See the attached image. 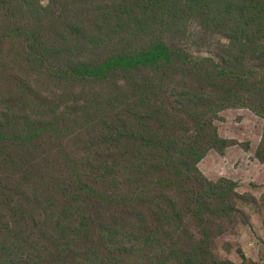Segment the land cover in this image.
Listing matches in <instances>:
<instances>
[{"label": "trees", "instance_id": "trees-1", "mask_svg": "<svg viewBox=\"0 0 264 264\" xmlns=\"http://www.w3.org/2000/svg\"><path fill=\"white\" fill-rule=\"evenodd\" d=\"M183 1L109 0L103 9L98 5L87 11L114 13H92V17L82 13L93 18L87 25L89 31L112 38L125 26L135 30L146 23L180 26L189 11H197L202 26L223 34L233 44V58L223 63L212 57L192 59L160 39L137 51L102 55L99 60L100 54L77 59L65 53L67 62L57 70L60 78L118 83V75L144 69L146 75L125 76L127 80L115 87L116 105V101L97 104L78 99L61 104L66 100L64 93L50 96L39 87L29 91L26 67L33 63L34 68H44L40 51L61 53L68 47L69 38L60 41L58 49L49 45L42 29L44 22L54 26L63 14L51 19V2L45 6L38 0H0V55L5 59L15 56L12 49L17 46L30 50L25 53L22 71L0 81V87L10 88L8 96L21 105L19 113L25 106L32 108L31 114L20 117L5 115L9 120L2 119L0 130L10 140L13 137L36 151L47 142L46 134L56 139L69 136L75 128L88 124L91 114L98 113L113 119L108 136L102 139L110 137L114 146L126 141L122 163L99 155L72 157L61 149L49 155L46 160L65 172L58 184L61 199L37 191L14 193L12 183L0 182V223L3 216L14 218L0 224V264H234L215 257L212 235L222 233L219 224L239 221V204L244 199L235 181H212L199 162L209 150L226 146L213 125L220 111L246 104L242 96L247 94L250 103L259 104L255 111L264 115V77H256L252 83L249 74L254 71L246 64L251 57L264 66V0ZM144 8L155 13H140ZM74 36L87 46L99 47L97 39L83 31ZM122 36L126 39L129 34ZM3 62L1 59L0 68ZM173 97L178 107L169 122L161 107ZM18 119L20 131L10 126ZM260 147L258 156L264 160V134ZM64 202L65 214L71 204L87 213L79 228L37 215L38 205ZM101 208L118 213L104 218L105 225H91L89 220L99 217ZM92 231L100 233V241L90 240ZM103 248L114 254L101 257L96 249ZM241 264L254 263L243 260Z\"/></svg>", "mask_w": 264, "mask_h": 264}, {"label": "rangeland", "instance_id": "rangeland-1", "mask_svg": "<svg viewBox=\"0 0 264 264\" xmlns=\"http://www.w3.org/2000/svg\"><path fill=\"white\" fill-rule=\"evenodd\" d=\"M38 1L45 6L51 2V11H49L51 19H56L59 14H63L62 17L65 19L64 22L62 18H58L55 25L50 27L46 22L43 23L42 29L46 36V42L53 45L55 49L60 47V41L64 38L67 40L69 38L70 42L61 53H57L54 49L45 53L40 51L41 48H38V51L44 56L45 66L44 68H34L35 64L31 63L26 67L29 79L28 90L34 91L39 87L42 93L50 94V96L64 93L66 100H62L61 104L78 99L83 103L87 101L97 104L116 101L117 105L119 98L114 89L120 83L122 84V81L127 80L125 76L146 75L144 69L139 70V72L123 73V75L117 76L118 83L113 80L78 81L60 78L57 70L67 62L65 53H71L77 59H91L100 54L97 58L99 60L103 58L102 55L137 51L151 40L160 39L170 48L181 49L192 59L212 57L214 60L223 63V60L233 58L231 57L234 53L231 41L223 34L202 26L197 11H189L185 15L184 23L180 26L167 28L154 23H146L138 30H135L133 26H125L120 33L122 35L128 33V38L124 39L121 34L112 38H105L98 34L99 32L88 30L87 25L93 21V18H86L82 13L90 17H92V13L98 15H102L104 12L114 13L115 11H87L89 7L93 6L92 9H94L98 5H100V9H103V5L109 0ZM139 11L142 14L155 13V11H148L145 8L139 9ZM137 12L130 11V13ZM84 19L88 20L87 24ZM47 22L49 23L51 20L48 19ZM78 30L85 32L87 36L95 37L99 42V47L93 48L87 46L81 39L76 40L74 34ZM16 48H19L17 53ZM12 50L15 56H9L5 59L4 56L0 55V60L4 59V65L0 68V81L6 80L8 76L13 77L19 74L24 66V56H27L25 53L30 51L29 49L24 50L23 46L14 47ZM53 53H56V56L52 58ZM246 64L251 66L254 71V74H249V77H252V83L258 80L256 77H264V66L261 67L260 61L249 57ZM187 79L184 78L183 80ZM70 86L74 89H71ZM207 89L212 90L211 88ZM9 92V87H0V123L2 119L9 120L5 115L20 117L23 113L31 114L32 108L28 106H25L19 113L18 110L21 109V105L10 100ZM242 97L246 104L225 108L214 117L213 125L217 126L220 137L226 141V146L222 150L217 148L209 150L199 162V168L212 181L219 178L235 181L238 194L244 199V202L239 204L240 214L237 215L239 221L235 225H226V222L219 224L223 230L222 233L218 236L212 235V239L215 241L213 247L215 257L234 264H241L243 260L254 264H264V160L258 156L264 134V115L255 111L254 108L259 105L257 101L250 103L251 99L247 97V94ZM177 107L178 104L174 97L171 98L170 102L162 105V116L170 122L173 115L177 113ZM109 118L94 113L91 114L88 124L80 130L75 128L69 136L56 139L53 135L46 134L47 142L36 151L28 149L27 143L20 144L13 137L10 140L4 130L1 129L0 182L12 183L14 193L19 192L27 195L31 191H37L40 194L56 196L61 199L58 184L65 176V172L61 171L57 164L46 160L49 155L54 156L53 153L56 150L61 149L72 157L90 156L96 158V155H99L114 162H124V156L121 155V152L126 141L122 140L117 146H114L109 143L110 137L102 139L108 136V129L113 122V119ZM20 125L18 119L10 126L20 131ZM118 128L122 133L120 127ZM64 205L65 202L38 205L37 215H48L54 221L57 220L56 222H66L74 228H79L87 213L83 212L78 205L71 204L68 206L69 213L65 214L63 212ZM102 210L103 213L99 217H93L89 220L91 225L94 223L105 225L106 223L103 222L106 219L104 220V218L108 215L113 218L118 213L113 209ZM64 215L66 218L63 217ZM30 217L34 221L37 220L33 215ZM13 219L11 215L3 216L0 224L11 222ZM90 236L91 241H100L99 232L92 231ZM118 240L120 241L119 238ZM78 242L81 241L78 240ZM96 252L101 257L114 254L112 250L107 248L96 249Z\"/></svg>", "mask_w": 264, "mask_h": 264}, {"label": "bare ground", "instance_id": "bare-ground-1", "mask_svg": "<svg viewBox=\"0 0 264 264\" xmlns=\"http://www.w3.org/2000/svg\"><path fill=\"white\" fill-rule=\"evenodd\" d=\"M204 168V167H203Z\"/></svg>", "mask_w": 264, "mask_h": 264}]
</instances>
